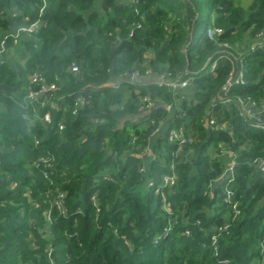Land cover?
<instances>
[{"label":"trees","instance_id":"obj_1","mask_svg":"<svg viewBox=\"0 0 264 264\" xmlns=\"http://www.w3.org/2000/svg\"><path fill=\"white\" fill-rule=\"evenodd\" d=\"M10 18L35 25L25 41L3 37L21 61L0 59L9 88L0 90V264H264V175L253 164L264 159V129L236 103L252 99L264 125V45L246 43L264 29V0H0V31ZM209 28L222 30L215 41ZM223 43L236 55L247 48L246 82L227 92L236 61L201 71ZM133 70L136 81H124ZM166 70L192 77L180 104L145 77ZM56 79L60 109L39 110L51 122L24 118L26 92ZM146 96L153 107L140 111ZM180 127L191 143L168 141ZM40 156L50 167L35 166ZM172 172L175 184L162 186Z\"/></svg>","mask_w":264,"mask_h":264},{"label":"built area","instance_id":"obj_2","mask_svg":"<svg viewBox=\"0 0 264 264\" xmlns=\"http://www.w3.org/2000/svg\"><path fill=\"white\" fill-rule=\"evenodd\" d=\"M35 24L31 25H26L24 27H21L19 30L22 32H30L31 29H33ZM222 32L221 29H216V28H209L206 31V37L210 40L215 41V35L220 34ZM258 40L260 41L258 43L259 46L264 45V29L260 30L256 34ZM18 42V39L16 36H13V43L16 44ZM224 49L219 50L218 55L216 57H209L202 67L201 71L210 70L213 71L215 70L217 66L218 59L224 58L230 62H237L238 66L233 67L229 71V75L227 77V80L224 85V91H228L231 86L233 85H239V84H245V76H244V69L242 65L243 58L241 57L243 54L244 50H247V48L242 44L240 46V52L238 55L235 53L228 51L227 49L230 47L229 44L223 43L221 44ZM0 46L2 52L6 51L4 47V39L0 41ZM11 53L13 52L12 50L10 51ZM5 53V52H4ZM1 62V61H0ZM69 71L71 73H77L79 71V65L76 62H73L69 66ZM145 77H154L155 80L161 84L169 87L171 90L178 92L180 95L178 104L181 103L182 100L185 99L187 89H190L192 87V77L186 76V78H183L181 80L179 79H173L170 77V73L166 70L158 74L157 76H154L150 71H146ZM137 72L136 71H130L126 76L124 77V81H127L128 83H134L137 79ZM41 74L37 71H34L29 75V81L33 83H37L38 81L41 80ZM111 86L114 85L112 82L109 83ZM61 86V80L56 79V81L52 83H43L37 91H32L29 90L26 92L25 96L22 98L21 105L23 107H31L32 108V118H30L29 115L23 114L22 116L24 118H29L31 121L33 120H41L42 122L45 123H50L51 122V114L49 109L53 110H59L60 109V97L53 98L54 94L59 90ZM118 86V85H116ZM220 98V97H219ZM225 103H229V99L225 98L223 99ZM237 105L241 109V114L250 119L251 121V126L255 128H263L264 125L261 124V118H260V112L261 108L257 106V104L250 98H240L238 97L236 99ZM85 103V97L80 95L76 98L74 102V106L71 109V113H76L80 107H82ZM46 109L45 111L43 110V113H40V109ZM153 107L152 102L150 101V98L148 96L144 97L142 99L141 104L139 105V110L140 111H145L147 108ZM165 108L169 111L172 110V104H165ZM182 115V114H181ZM59 123V128H63L62 121ZM206 124L209 127H218L216 125V120L213 115H210L207 117V122ZM226 124L222 125L225 126ZM228 131L231 132L232 128L231 126H228ZM160 128H156L154 132L158 133ZM168 141L173 142V143H179V144H185V143H191L193 141L192 137L190 135H186L185 129L183 127H180L178 129H171L168 133ZM222 151V150H221ZM51 158L47 156H40L36 161H34V164L36 167H40L41 165H44L46 167H50L51 165ZM253 164L256 168V170L264 175V159H257L253 161ZM232 169V165H228L225 172L229 173ZM176 182V175L175 172H172L169 175H164L162 178V186H172ZM232 182V179H228V184ZM160 187V186H159ZM156 188V192L160 191V188ZM230 188L225 186V192L227 196L231 195V191L229 190ZM59 198H62V195H59ZM56 208L62 210L61 206V201L56 200L55 203ZM233 209H236V203H233L232 205ZM236 213V212H235ZM46 219L49 220V212L46 215ZM215 244V243H214Z\"/></svg>","mask_w":264,"mask_h":264},{"label":"crops","instance_id":"obj_3","mask_svg":"<svg viewBox=\"0 0 264 264\" xmlns=\"http://www.w3.org/2000/svg\"><path fill=\"white\" fill-rule=\"evenodd\" d=\"M11 17H13V15ZM26 21H27V19L24 18L23 22H21V24H18L13 19L10 18V21H9V29H7L6 31H0V41L6 35L16 36L18 38V42H22V41H25L26 39H28L29 38L28 36H30L31 33H25V32H22V31L19 30L21 27H24V26L27 25ZM31 30H33V29H31ZM259 42L260 41L258 40V38H257L256 35L254 37L246 38V43L249 44V45H251L252 47L258 45ZM4 52H2L1 46H0V59L1 60H8L11 57H15L14 60L16 62L17 61H21L20 58H17L12 53L9 54L10 52H7V51H4ZM156 137H157V133H155L154 136H152L150 138L149 144H152Z\"/></svg>","mask_w":264,"mask_h":264},{"label":"rangeland","instance_id":"obj_4","mask_svg":"<svg viewBox=\"0 0 264 264\" xmlns=\"http://www.w3.org/2000/svg\"><path fill=\"white\" fill-rule=\"evenodd\" d=\"M237 3L239 2V3H241L242 5H248L250 2H251V0H235ZM193 39H194V41H197L198 40V35H197V33L193 36ZM238 108H239V110L241 111V109H240V107L238 106ZM160 132V131H159ZM161 133V132H160ZM228 165H233V161L232 160H230L229 161V163L227 164V166Z\"/></svg>","mask_w":264,"mask_h":264},{"label":"water","instance_id":"obj_5","mask_svg":"<svg viewBox=\"0 0 264 264\" xmlns=\"http://www.w3.org/2000/svg\"><path fill=\"white\" fill-rule=\"evenodd\" d=\"M108 85H110V84H109V83H105V84H103L102 86H108ZM0 90L8 91L9 88L6 87V85H4V84H0ZM205 122H207V119L205 120ZM147 153L149 154V153H150V150H148Z\"/></svg>","mask_w":264,"mask_h":264},{"label":"bare ground","instance_id":"obj_6","mask_svg":"<svg viewBox=\"0 0 264 264\" xmlns=\"http://www.w3.org/2000/svg\"><path fill=\"white\" fill-rule=\"evenodd\" d=\"M208 72L210 71V70H207Z\"/></svg>","mask_w":264,"mask_h":264}]
</instances>
